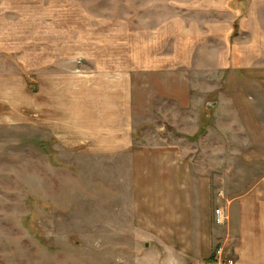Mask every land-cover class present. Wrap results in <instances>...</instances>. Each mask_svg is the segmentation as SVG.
<instances>
[{
    "label": "rangeland",
    "instance_id": "1",
    "mask_svg": "<svg viewBox=\"0 0 264 264\" xmlns=\"http://www.w3.org/2000/svg\"><path fill=\"white\" fill-rule=\"evenodd\" d=\"M252 1L0 0V264H163L134 230L131 156L53 137L48 105L73 100L50 90L59 76L129 69L137 145L186 151L216 197L264 177V25L239 26ZM212 225L213 252L235 257L231 217Z\"/></svg>",
    "mask_w": 264,
    "mask_h": 264
},
{
    "label": "crops",
    "instance_id": "2",
    "mask_svg": "<svg viewBox=\"0 0 264 264\" xmlns=\"http://www.w3.org/2000/svg\"><path fill=\"white\" fill-rule=\"evenodd\" d=\"M252 22V34L258 36L264 25V2H250L239 26L244 29ZM248 47L244 48L245 68L258 61L255 54L259 48ZM131 83L129 69L116 77L104 71L51 79V91L73 93V100L59 99L46 109L56 133L53 137L76 149L88 145L96 155L131 156L135 233L159 242L154 246L162 253L163 264H205V260L211 264L215 259L213 207L221 199L215 196L213 179L182 149L137 145ZM11 89L7 85L0 90ZM217 187L224 195L225 188ZM223 198L234 231L236 264H264V177L244 193Z\"/></svg>",
    "mask_w": 264,
    "mask_h": 264
},
{
    "label": "built area",
    "instance_id": "3",
    "mask_svg": "<svg viewBox=\"0 0 264 264\" xmlns=\"http://www.w3.org/2000/svg\"><path fill=\"white\" fill-rule=\"evenodd\" d=\"M219 197H224L223 192H219ZM214 220L219 225H224L228 221V215L225 212L223 205H218L214 210ZM214 262L211 264H236V258L232 255L225 253L224 248L220 247L214 256Z\"/></svg>",
    "mask_w": 264,
    "mask_h": 264
}]
</instances>
